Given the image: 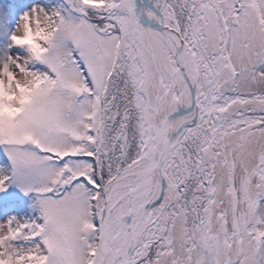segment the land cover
<instances>
[{
  "label": "snow or ice",
  "instance_id": "obj_1",
  "mask_svg": "<svg viewBox=\"0 0 264 264\" xmlns=\"http://www.w3.org/2000/svg\"><path fill=\"white\" fill-rule=\"evenodd\" d=\"M0 264H264V0H0Z\"/></svg>",
  "mask_w": 264,
  "mask_h": 264
}]
</instances>
